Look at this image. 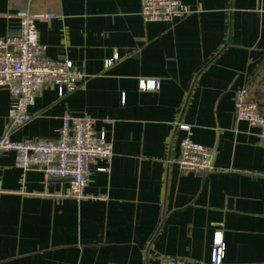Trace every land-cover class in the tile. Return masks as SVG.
<instances>
[{
  "label": "crops",
  "instance_id": "1",
  "mask_svg": "<svg viewBox=\"0 0 264 264\" xmlns=\"http://www.w3.org/2000/svg\"><path fill=\"white\" fill-rule=\"evenodd\" d=\"M183 2L189 14L146 22L139 0H0V38L16 32L20 9L60 13L35 22L38 40L85 74L63 96L42 89L11 139L55 138L65 116H87L113 146L81 199L60 195L69 180L0 154V264L208 263L213 223L223 224L224 264H264L263 140L234 117L240 87L264 114V0ZM141 78L159 88L141 91ZM10 101L0 88V137ZM178 123L211 149L213 171L173 161L188 133Z\"/></svg>",
  "mask_w": 264,
  "mask_h": 264
},
{
  "label": "built area",
  "instance_id": "2",
  "mask_svg": "<svg viewBox=\"0 0 264 264\" xmlns=\"http://www.w3.org/2000/svg\"><path fill=\"white\" fill-rule=\"evenodd\" d=\"M140 15L148 21H172L191 12L183 0H139ZM61 16L60 13H31L27 8L18 10L15 33L0 38V88L10 93L8 124L0 137V154L14 152V165L22 171L39 169L45 179H67L69 185L60 193L63 197L81 199L88 183L91 167L97 161H109L113 146L103 132H96L93 120L87 116H65L55 138L13 140L11 134L25 125L32 114L29 108L40 91L47 86L57 89L58 96L76 90L85 74L65 58L51 59L46 46L39 42L35 22ZM113 59L105 60L109 65ZM154 78L139 79L141 91L158 89ZM234 117L256 127L264 145V114L250 98L249 91L240 87L234 93ZM189 131V126L179 124ZM183 173L205 174L215 169L209 147L191 139L189 132L179 142V153L173 160ZM99 170L105 168L99 167ZM0 177V194L4 193ZM213 234L208 263H193L184 258L159 256L156 264H224L225 243L223 224L213 223Z\"/></svg>",
  "mask_w": 264,
  "mask_h": 264
}]
</instances>
